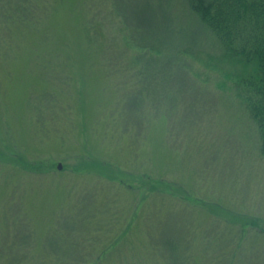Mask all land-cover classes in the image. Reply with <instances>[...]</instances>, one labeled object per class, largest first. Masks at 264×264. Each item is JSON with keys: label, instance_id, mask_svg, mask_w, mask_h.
I'll return each mask as SVG.
<instances>
[{"label": "rangeland", "instance_id": "rangeland-1", "mask_svg": "<svg viewBox=\"0 0 264 264\" xmlns=\"http://www.w3.org/2000/svg\"><path fill=\"white\" fill-rule=\"evenodd\" d=\"M17 1L31 4L27 15L52 29L56 51L39 59L36 34L18 28L24 47L10 37L17 17H5V29L0 16V230L17 223L26 235L12 257L37 264L55 254L44 241L60 221L87 224L72 236L84 241L76 255L96 256L121 235L122 249L107 252L113 263L174 264L153 244L158 235H149L155 221L186 223L185 231L180 222L176 232L166 229L173 243L166 258L172 251L197 261L203 252L217 257L215 231L230 226L226 252L239 221H259L245 227V239L264 248L257 127L222 76L229 66L218 61L221 44L195 24L184 0ZM124 25L139 40L164 29L162 53L115 54L113 34ZM197 49L202 62L178 54ZM161 179L167 187L153 190ZM0 264L10 262L0 257Z\"/></svg>", "mask_w": 264, "mask_h": 264}, {"label": "trees", "instance_id": "trees-1", "mask_svg": "<svg viewBox=\"0 0 264 264\" xmlns=\"http://www.w3.org/2000/svg\"><path fill=\"white\" fill-rule=\"evenodd\" d=\"M21 2L17 0H0V16L3 18L1 21L7 17L10 23L13 16H16L18 19L15 20L10 27L8 26V22L4 20V24L1 28L6 29L9 27L10 37L16 40L23 39L24 47L28 39L25 35L20 33L18 28L23 26L31 33L34 32L36 34L34 40H32L34 42V52L40 56L39 59H49L55 54L54 51H56V49H54L55 44L52 42L54 32L48 26L37 25L38 19H35V16L27 15H31L29 13L32 7L31 4L27 5L25 2ZM184 2L189 12L196 18L195 24H200V26L206 28L214 39L221 44L222 55L219 56L221 59L218 61H221V64H227L229 66V70L222 73V76L233 83L236 96L241 100L250 118L255 123L260 140V153L264 156V0H184ZM18 8L22 11L16 15L13 11H16ZM106 16L110 17V13ZM119 19L123 21L122 17H119ZM113 20L112 23L116 21V18H113ZM26 21H32V23L25 24ZM124 26L126 28H121L113 34V41L111 44H113L112 47H114L115 54L122 56L129 53V55L134 58L135 56H140L138 53H143L142 51H149L148 55L144 56L157 58L156 55L162 53V49L157 46L164 45L162 43L164 37H162L161 34V31L164 29L158 28L151 31L152 36L149 39L139 40V36L135 31H132L126 25ZM98 33L101 35L100 31ZM96 36L97 35H95V37ZM10 37H8L9 41H11ZM4 44L5 41L2 42L0 40V45L3 46ZM134 45L140 47L136 50L133 48ZM107 49L108 48H104V46L101 47L102 51L106 50L107 52ZM34 52H32L33 56L35 55ZM182 53L189 55L197 62L203 61L199 49L193 50L192 53L178 50V54ZM207 56L208 59H212L211 56ZM230 63L248 65V67L250 66L248 69H251V71L246 73L239 72V70L234 68ZM207 65L214 69L222 70L221 67H219V63L218 65L207 63ZM160 72L163 76V71ZM90 162L91 164L95 163L93 161ZM96 164L102 167L98 162ZM152 182L154 187L153 190L156 189L155 184H160L164 188L167 187L164 186L166 183L162 179L156 181L157 183H155V180ZM176 188H174L175 192L177 190ZM194 201L200 202L197 199H194ZM206 205L211 204L208 203ZM211 206L215 209L216 205ZM218 208L221 209L220 206ZM178 222L181 223V221H173L171 226L166 222L162 224L160 221H155L152 222L155 229L153 231H151L150 228L148 229L151 238L155 239V236L158 235L153 244H156V248L164 252L165 262L166 259H168L169 261L175 262L174 264H264V248H261L257 241L250 242V240L247 241V239H245V227H248V225H258L259 221L254 220L239 221L240 225H238L236 231L233 232L231 242L229 241L230 249L226 252L225 247L227 245L225 244L228 243L229 235L225 234V231L226 229L231 231V229L228 225H226V229L224 230L218 228L215 231L214 237H218L216 240L218 244H220L221 252L217 253V257L203 252L197 261L196 258L190 259L189 257H184L182 251L177 253L172 251L169 257L166 258L164 250H168V248L173 245L169 239L170 237H167L168 233L166 229L172 228V231L176 232V224ZM181 224L183 226L182 230L185 231L184 227L186 223L182 221ZM86 225L87 224H73L71 221H60L58 228H53L54 230L52 231L58 235L56 236L52 233V235L46 237L44 241L45 246L55 250L56 253L51 254V256L39 257L37 264L127 263L126 258L122 256L120 257L124 259L115 263L107 259L109 258L107 257L108 251H112L116 246H120L117 250L122 249L121 245L125 243V240L121 235L115 238V241L109 245L110 247H107V249L96 256L72 254L74 249H85L84 241L82 240L83 245H81L78 241H74L77 238L72 236L76 233V227L86 228ZM10 226L13 227L11 228ZM0 231L1 234L4 235L0 237V252H9L0 254V257L8 259L10 264H27L29 258H31L30 256L12 257V253L15 251L17 252L23 247L24 238L26 237L20 225L17 223L8 224L6 222L5 228ZM123 233H125V231ZM207 234L210 235L209 230ZM64 250H69V252H65ZM145 260L144 264H151L149 259Z\"/></svg>", "mask_w": 264, "mask_h": 264}, {"label": "water", "instance_id": "water-1", "mask_svg": "<svg viewBox=\"0 0 264 264\" xmlns=\"http://www.w3.org/2000/svg\"><path fill=\"white\" fill-rule=\"evenodd\" d=\"M58 168H60V165H58Z\"/></svg>", "mask_w": 264, "mask_h": 264}]
</instances>
